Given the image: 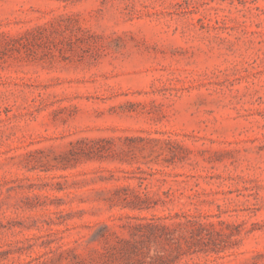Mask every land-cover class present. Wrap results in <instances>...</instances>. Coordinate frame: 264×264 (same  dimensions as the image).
Wrapping results in <instances>:
<instances>
[{"label": "rangeland", "instance_id": "rangeland-1", "mask_svg": "<svg viewBox=\"0 0 264 264\" xmlns=\"http://www.w3.org/2000/svg\"><path fill=\"white\" fill-rule=\"evenodd\" d=\"M0 264H264V0H0Z\"/></svg>", "mask_w": 264, "mask_h": 264}]
</instances>
